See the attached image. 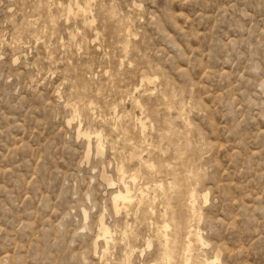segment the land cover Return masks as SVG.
Here are the masks:
<instances>
[{"label": "rangeland", "instance_id": "obj_1", "mask_svg": "<svg viewBox=\"0 0 264 264\" xmlns=\"http://www.w3.org/2000/svg\"><path fill=\"white\" fill-rule=\"evenodd\" d=\"M69 3L0 0V264H264V0Z\"/></svg>", "mask_w": 264, "mask_h": 264}, {"label": "bare ground", "instance_id": "obj_2", "mask_svg": "<svg viewBox=\"0 0 264 264\" xmlns=\"http://www.w3.org/2000/svg\"><path fill=\"white\" fill-rule=\"evenodd\" d=\"M91 2H92V0H84L83 1V4L81 5L80 4V2L78 1V0H70V3L68 4V6L64 9L65 10V12H66V14H67V17H69L70 15H83V17H84V20H85V24H91V22H88L89 20H88V16H87V12L89 11V9H90V6H91ZM59 3V2H58ZM51 18V17H50ZM52 19V18H51ZM51 23V22H50ZM51 25V24H50ZM127 29V28H126ZM127 38H126V43L124 44V47H123V49L125 50V51H127L128 50V46H129V42H130V39L128 38L130 35H131V32L130 31H127ZM125 53V52H124ZM146 74V73H145ZM154 75V74H153ZM158 79V78H157ZM156 80V77H151V76H144L143 77V80H142V84H141V88H143L144 86H146V85H150V84H153V82ZM141 83V82H140ZM139 83V84H140ZM138 84V85H139ZM140 86H138V88H139ZM137 88V87H136ZM135 88V89H136ZM140 88V89H141ZM146 88V87H145ZM139 89V90H140ZM149 89V88H148ZM148 89L146 90V92L148 91ZM141 90H143V89H141ZM82 100V99H81ZM135 101V100H134ZM83 103H85V102H83ZM87 103V102H86ZM138 103H139V101H138ZM137 103V104H138ZM78 104V103H77ZM91 104V103H90ZM137 104H134V105H137ZM92 105H93V103H92ZM139 105H140V103H139ZM68 106V105H67ZM83 107H85V106H83ZM92 107V106H91ZM94 107V106H93ZM119 107V106H118ZM137 107V106H136ZM139 107V106H138ZM140 107H141V105H140ZM113 108V107H112ZM116 108V107H115ZM77 109V108H76ZM76 109H75V112H76ZM111 110H113V109H111ZM110 110V111H111ZM70 111H72V110H70ZM94 111H96V110H94ZM101 111V110H100ZM109 111V110H108ZM91 112V111H90ZM92 112H93V110H92ZM97 112V111H96ZM95 112V113H96ZM114 112V111H113ZM183 112V111H182ZM182 112H180V113H182ZM72 113V112H71ZM80 113V112H79ZM94 113V114H95ZM111 113H112V111H111ZM74 114V111H73V113H72V115ZM76 115H77V113H75ZM81 114V113H80ZM93 114V113H92ZM97 114V113H96ZM95 114V115H96ZM113 114V113H112ZM115 114V113H114ZM113 114V115H114ZM124 114V113H123ZM122 114V115H123ZM94 115V116H95ZM115 115H118L117 113L115 114ZM182 115V114H181ZM79 116V115H78ZM77 116V117H78ZM93 116V117H94ZM101 116V115H100ZM120 116V115H119ZM124 116H126V115H124ZM122 117V116H121ZM182 117V116H181ZM115 118V117H114ZM72 119H74L73 117H72ZM112 120V119H111ZM143 120V119H142ZM106 121V120H105ZM122 121V120H121ZM109 122V121H108ZM111 122V121H110ZM107 123V122H106ZM121 123V122H120ZM112 124H113V122H112ZM116 126V124H113V126ZM140 126V125H139ZM112 127V126H111ZM121 127H122V124H121ZM135 127V126H134ZM118 128V127H117ZM113 129V128H112ZM119 130H120V128H119ZM144 130V129H143ZM87 134V133H86ZM89 134V133H88ZM96 134V133H95ZM88 136V135H87ZM90 136H91V134H90ZM102 136V135H101ZM100 136V133H99V136L97 135V139L96 140H99V143H101L100 141H101V137ZM95 137H96V135H95ZM104 138V137H103ZM104 140V139H103ZM100 145V144H99ZM103 145V144H102ZM99 147V146H98ZM97 149V148H96ZM101 150H102V146H100L99 147V152H101ZM137 150V149H136ZM134 151V150H133ZM99 152H97V153H99ZM140 155V154H139ZM138 155V156H139ZM131 157H133V156H131ZM139 158V157H138ZM137 158V159H138ZM134 159V158H133ZM136 159V160H137ZM139 160H141V159H139ZM142 161V160H141ZM145 163V165H146V167H149V168H152V167H154V165L153 164H150V162L149 161H147V162H144ZM142 164V163H141ZM144 165V164H143ZM124 167V166H123ZM141 169V168H140ZM142 170V169H141ZM136 172V173H135ZM134 173H129V172H127L124 168H119V170H118V175H119V181H120V183L122 184V187H123V189L122 190H118V192L115 194V196H113L114 198H113V205L115 206V209H118L121 205L123 206V207H125V208H128V206L130 207V205H132V203L134 202V198L136 197V198H138V200L139 201H137V202H139L140 204H143V201L145 202V198H147L146 197V192L145 191H147L146 190V188H144V187H141L140 189H139V193L138 194H136V192H135V189L133 188L135 185H136V183H137V180L139 179V174L137 173V171H135ZM141 177V176H140ZM191 179H193V178H191ZM109 180H111L109 177H106V181H108L109 182ZM159 186H163V184H160ZM192 185H190L189 186V188L191 187ZM193 188V187H192ZM188 190V189H187ZM196 189L195 188H193V191L192 190H190V193H191V191H192V193H191V195H190V199L187 197V199H189V205H188V209H189V212H190V214L192 215V217L193 218H198L197 217V214H198V211H197V199H198V197H200V196H197V193H196V191H195ZM186 192H188V191H186ZM186 195V194H185ZM200 195V194H199ZM148 196V195H147ZM187 196H189L188 194H187ZM202 196V195H201ZM203 197V196H202ZM202 197H200V198H202ZM149 200V199H148ZM205 200H207V198H205ZM188 201V200H187ZM199 201V200H198ZM147 203H150V201H148ZM186 203V205H187V202H185ZM139 204V205H140ZM186 205H185V207H186ZM147 206V205H146ZM149 206H150V204H149ZM149 206H148V208H149ZM132 207V206H131ZM138 207V206H137ZM151 207V206H150ZM121 208V207H120ZM119 208V209H120ZM146 209H147V207H146ZM151 209H152V207H151ZM187 210V209H186ZM119 211V210H118ZM146 211H148V210H146ZM151 211V210H150ZM153 211V210H152ZM148 213H150L149 211H148ZM118 214V213H117ZM190 215V216H191ZM146 217V216H145ZM189 218V217H188ZM193 220H195V219H193ZM188 221H190V220H188ZM169 222V221H168ZM192 222H194V221H190V224H189V226H188V238H187V243L184 241V243H185V251H184V249H183V251L185 252V260L183 259V257H182V259H183V263L184 264H193V262H191L193 259H190L189 258V256L191 257V255H190V252L193 250V249H191L192 248V245H194V244H192L194 241H193V239L195 238L196 239V242H197V244H202V245H204L205 244V242H204V239H203V237H202V234H201V232L199 231V230H197V228L196 227H194V225L193 224H191ZM165 223V222H164ZM187 224H188V222H187ZM101 234H99L100 235V238L101 237H103V238H107L108 236H110V234H112L111 233V230H110V228L108 227V225H106V223L103 221V219L101 220ZM170 226H171V222H170V224L169 223H167V220H166V223H165V225L163 226V228H164V230L163 231H165V238H167L168 239V230H169V228H170ZM196 228V229H195ZM185 229H186V227H185ZM187 230V229H186ZM171 231V230H170ZM99 233H100V231H99ZM179 232H177V234H178ZM160 235H161V233H160ZM161 236H163V235H161ZM169 236H170V234H169ZM175 235H173V237H174ZM112 237V236H111ZM99 238V239H100ZM175 238H176V236H175ZM180 238V237H179ZM99 239H96V241L97 240H99ZM163 239V238H162ZM161 239V240H162ZM166 239V240H167ZM170 239V238H169ZM169 239H168V241H169ZM172 240H174V238H171ZM171 239H170V242H171ZM104 240V239H103ZM109 240V239H108ZM107 239H106V241H108ZM165 240V239H164ZM177 240V239H176ZM193 241V242H192ZM167 242V241H166ZM174 243H176V242H174ZM196 244V245H197ZM166 245V244H165ZM167 245H168V243H167ZM169 245H171V244H169ZM175 245V244H174ZM184 245V244H183ZM182 245V246H183ZM167 247V246H166ZM172 246H170V248H171ZM194 247V246H193ZM169 247H168V249L169 250H171ZM164 250H165V248H164ZM166 250H167V248H166ZM171 252V251H170ZM167 253V252H166ZM169 253V252H168ZM192 253H194V252H192ZM171 254V253H170ZM163 255H165V254H163ZM167 256V255H166ZM169 256V255H168ZM192 256H193V254H192ZM171 257H172V255H171ZM167 258V257H166ZM170 258V257H169ZM192 258V257H191ZM164 259H165V257H164ZM171 259H173V258H171ZM201 259V258H200ZM219 259V256H216V258H215V261L216 260H218ZM194 262H195V260H193ZM200 261V260H199ZM197 262V261H196ZM205 262V261H204ZM204 262L203 263H201V264H204ZM206 262L208 263L209 262V260L208 259H206ZM171 263V262H170ZM182 263V264H183ZM181 264V263H180ZM200 264V263H199ZM206 264V263H205Z\"/></svg>", "mask_w": 264, "mask_h": 264}]
</instances>
